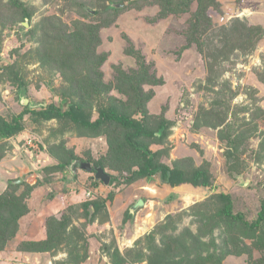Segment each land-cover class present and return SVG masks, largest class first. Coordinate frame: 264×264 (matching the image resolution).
<instances>
[{
  "label": "trees",
  "instance_id": "trees-1",
  "mask_svg": "<svg viewBox=\"0 0 264 264\" xmlns=\"http://www.w3.org/2000/svg\"><path fill=\"white\" fill-rule=\"evenodd\" d=\"M54 1L57 0H42L52 6H55ZM58 1L64 4L58 9L59 16L73 10L83 20L73 21L70 28L59 16L42 15L24 36L38 44L30 60L61 77V86L55 92L59 103L43 106L39 111L22 106L24 108L19 115L0 116V163L13 149L12 140L23 133L26 114H31L41 124L53 121L55 127L50 131L51 136L68 131L74 132L79 139H101L105 144L104 152L91 156L87 151L85 160L66 148L62 140L49 146L47 152L55 163L39 171L43 174L40 183L48 182L47 176L64 171L74 161L81 160L107 174L110 177L108 186L118 188L156 178L160 188L177 191V198H185L188 192L191 196L195 194L202 198L189 209L166 216L162 222L137 237L132 247L125 248L123 253L113 237L106 243L105 234L97 236L96 243L101 242L98 245L100 254L107 257L110 264H221L229 256L242 255L247 256L248 264H264V197L258 200L254 217L248 220L246 213L234 211L232 194L219 184L213 185L217 179L214 165L203 163L196 166L190 158L175 159L170 165L164 161L168 158V149L164 144L175 122L163 113L152 115L147 109L153 91H146L145 87L160 86L158 78L150 71L153 63L131 52L128 59L131 65L128 68L114 65L111 82H106L100 71L104 63V56L99 53L100 32L113 25L124 12L154 7L158 11L156 18L160 20L175 14H188L187 46L195 45L201 49L212 42L208 38L213 30L208 11L221 12L220 0ZM115 3L122 4L123 8L110 7ZM36 12L32 4L23 0H0V46L3 32H10L11 28L13 33L17 28L23 29V23L31 24ZM263 36L264 27L234 19L229 26L219 30V46L213 48V63L220 69L224 62L234 65L232 57L253 55ZM0 68L20 92L26 91V83L16 62L1 64ZM253 71L258 82L264 84V62L259 68L253 67ZM222 84L227 93L221 90L216 94L224 99L223 102L215 100L210 110L198 109L193 129L201 132L222 127L217 139L221 143L225 174L231 181L240 183V187H246L242 183L246 177L253 175L251 162H264V131H259L258 125L259 121L264 125V111L258 107L257 90L250 88L246 94L251 103L236 108L232 112V120L225 123L230 111L228 101L238 94L239 89L232 92L227 82ZM112 92L118 96L111 95ZM240 114H248V117L240 118ZM252 138L259 139L255 149L250 147ZM91 173L95 174L94 171ZM90 181L94 186L103 185L99 180L91 178ZM253 183L257 188L262 186L264 189L260 181ZM37 185H30L24 180L15 184L9 182L0 192V253L18 233L21 220L29 214V200ZM251 187L250 183L246 189ZM211 190L214 191L209 193ZM114 197V192L110 191L104 197H92L79 206L68 204L64 211L49 218L43 231L44 239L21 243L18 250L47 255L50 259L58 253H65L60 264H89V242L94 239V233L88 232L89 227L108 222ZM141 200L145 206L147 199L142 197ZM132 217L128 207L122 226ZM183 217H191V220L189 225L181 228ZM254 250L262 251V254L251 262Z\"/></svg>",
  "mask_w": 264,
  "mask_h": 264
},
{
  "label": "rangeland",
  "instance_id": "rangeland-1",
  "mask_svg": "<svg viewBox=\"0 0 264 264\" xmlns=\"http://www.w3.org/2000/svg\"><path fill=\"white\" fill-rule=\"evenodd\" d=\"M23 1L37 9L36 15L31 24L23 23V29L17 28L13 33L14 30L11 28L10 32L2 33L0 66L16 62L21 77L26 83V91L20 92L17 86L7 80L0 68V116L3 118L19 115L23 111L22 97L32 105L31 111H39L43 106L59 103L55 92H58L61 86V77L30 60L33 49L38 44L34 40L27 39L24 34L39 21L42 15L59 16L58 9L63 8V1H54L55 6L51 3L44 4L42 0ZM219 3L221 12L212 9L208 11L213 26L208 38L212 42L201 49L196 48L195 45L187 46L188 14H175L160 20L156 18L158 11L154 7L124 12L113 25L100 32L99 53L104 56L100 71L104 80L111 82L114 65L121 64L125 68L131 65V62L128 63L131 52L138 53L146 62L153 63L150 71L158 78L160 86L145 87L146 91L149 89L153 91V97L147 109L152 115L163 113L175 122L164 144L168 149V158L164 161L170 165L175 159L190 158L196 166L203 163L214 165L217 179L213 185L219 184L232 194L235 200L234 211L246 213V218L251 220L259 204L258 200L264 197L263 187L257 188L253 183L258 180L264 185V162H251L250 169L253 175L246 177L242 185L247 187L251 183L252 187L250 189L240 187L241 184L228 179L224 171L221 143L217 139L222 127L198 132L193 129V124L198 109L210 110L215 100L223 102L224 99L217 95L216 91L219 93L224 90L223 93H227L222 88L224 82L230 85L232 92L239 89L238 94L228 101L230 111L225 123L232 120V112L236 108L245 107L251 103L246 94V90L248 92L250 88L257 90L255 97L258 100V107L264 111V84L258 82L256 73L253 71V67L259 68L264 62V36L253 55L247 58L241 55L232 57L231 62L234 65L224 62L220 69L216 67V63H213L215 51L213 48L219 46L217 36L222 27L229 26L234 19L243 20L251 26L264 27V0L240 2L220 0ZM120 5L122 4L115 3L110 7L122 9L123 6ZM59 17L70 28L73 21L83 20L73 10ZM15 50H18V53H15ZM111 95L118 96L115 92ZM242 116L247 118L248 114L239 115L240 118ZM23 119L25 124L23 133L12 140L13 149L0 163V192L15 179L24 180L30 185L37 183L39 185L36 186L29 200V214L21 220L18 233L0 253V264H60L66 256L65 253H58L50 259L47 255L20 252L18 246L21 243L44 239L43 231L49 218L57 216L56 213L59 211H64L68 204L72 207L79 206L92 197L101 198L110 191L114 192L115 197L108 212V222L102 226L92 225L88 230L89 233H94V239L89 242V264H110L108 258L100 254L98 245H101L99 244L101 242L96 243L97 236L105 234L104 242L106 243H109L110 237H113L120 252L123 253L125 248L132 247L137 237L162 222L166 216L181 213L189 209L195 201L202 199L195 194L191 196L189 192L186 196L184 195L185 198H177V191L160 188L156 178L135 182L129 186L122 185L118 188L102 184L94 186L90 181L91 178L94 179V174L78 167L74 170L69 167L56 174H50L47 176L48 182L40 183L43 174L39 171L55 163L47 152L49 146L57 145L62 140L66 148L72 149L80 159L85 160L87 151L91 156H99L104 152L105 144L101 139L95 141L79 139L74 132L68 131L62 135L51 136L50 131L55 127L53 121L41 124L32 118L31 114H26ZM258 125L259 131H264L261 121ZM29 140H33L32 143L30 142L31 145L27 144ZM258 141L259 139L252 138L249 141L250 147L255 149ZM156 148L153 147V149ZM77 161L83 163L81 160ZM142 197L147 199V204L134 211L132 220L122 226L125 210ZM190 220L191 217H183L182 225L180 224L179 227L189 225ZM191 227L195 228L194 225ZM261 254L262 251H252L251 262L260 258ZM221 264H248V259L245 255L229 256Z\"/></svg>",
  "mask_w": 264,
  "mask_h": 264
},
{
  "label": "water",
  "instance_id": "water-1",
  "mask_svg": "<svg viewBox=\"0 0 264 264\" xmlns=\"http://www.w3.org/2000/svg\"><path fill=\"white\" fill-rule=\"evenodd\" d=\"M120 6H123V5H120ZM26 25V23H24ZM21 105L22 106H28V108H31V104L28 103V100L25 99L24 97H22L21 99ZM80 168L81 170L85 171V172H88V173H91L92 171H94V179L95 180H99L103 183V185L107 186L109 181H110V177L105 174L100 168H93L91 167V165L89 163H80L78 161H75L72 163V165L70 166V168L72 170H74V168ZM14 184L15 183H21V180L19 181H14L13 182ZM246 185V183H245ZM144 203L141 199H138L134 205L132 207H130V212L131 214L134 213V211H136L137 209L143 207Z\"/></svg>",
  "mask_w": 264,
  "mask_h": 264
},
{
  "label": "built area",
  "instance_id": "built-area-1",
  "mask_svg": "<svg viewBox=\"0 0 264 264\" xmlns=\"http://www.w3.org/2000/svg\"><path fill=\"white\" fill-rule=\"evenodd\" d=\"M30 142L32 143V141H31V140L27 141V144H28V145H31V144H30Z\"/></svg>",
  "mask_w": 264,
  "mask_h": 264
},
{
  "label": "crops",
  "instance_id": "crops-1",
  "mask_svg": "<svg viewBox=\"0 0 264 264\" xmlns=\"http://www.w3.org/2000/svg\"><path fill=\"white\" fill-rule=\"evenodd\" d=\"M132 207V206H131Z\"/></svg>",
  "mask_w": 264,
  "mask_h": 264
}]
</instances>
